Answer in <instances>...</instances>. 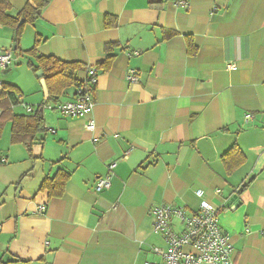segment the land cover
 <instances>
[{
    "label": "crops",
    "instance_id": "0c3cea01",
    "mask_svg": "<svg viewBox=\"0 0 264 264\" xmlns=\"http://www.w3.org/2000/svg\"><path fill=\"white\" fill-rule=\"evenodd\" d=\"M28 1L9 0V13ZM180 1L50 0L19 40L0 24V52L14 56L0 72V96L3 83L19 89L5 116L0 105V264L160 261L154 248L166 243L152 210L172 204L191 214L203 200L219 210L234 262L264 264V0ZM113 43L115 60L104 71L99 62ZM35 45L38 54L81 63L80 81L96 66L98 84L90 115L44 107L46 131L29 152L12 142V116L29 114L24 104L57 101L44 71L29 66L36 59L26 51ZM131 69L136 83L127 78ZM76 86L59 100L73 98ZM234 145L246 160L229 172L222 156ZM60 169L71 177L62 197H50L41 185ZM108 174L111 186L97 190Z\"/></svg>",
    "mask_w": 264,
    "mask_h": 264
},
{
    "label": "built area",
    "instance_id": "2783aa9c",
    "mask_svg": "<svg viewBox=\"0 0 264 264\" xmlns=\"http://www.w3.org/2000/svg\"><path fill=\"white\" fill-rule=\"evenodd\" d=\"M187 5L186 0L179 2ZM14 61L12 50L0 52V72L9 68ZM229 69H235L236 65L229 62ZM127 78L129 82L136 83L139 80L136 70H129ZM76 87L73 98L57 100L43 106H31L24 104L26 112L34 113L44 107L70 117H84L90 115L95 108L94 91L98 84V68L90 66L86 70V77ZM247 115L246 119H250ZM95 122L89 121L88 127L93 128ZM117 163L109 165V171L116 167ZM111 186V175L98 178L96 189L103 190ZM199 191V195H201ZM47 203L38 205V213L44 214ZM153 229L160 233L166 243V248H154L155 253L161 256L160 261H146L143 264H236L233 253L234 246L229 233L220 225L219 210L206 200L201 202L197 212H187L172 204L157 206L152 210ZM174 219L179 221L174 223ZM2 226L0 225V232Z\"/></svg>",
    "mask_w": 264,
    "mask_h": 264
},
{
    "label": "trees",
    "instance_id": "16d2710c",
    "mask_svg": "<svg viewBox=\"0 0 264 264\" xmlns=\"http://www.w3.org/2000/svg\"><path fill=\"white\" fill-rule=\"evenodd\" d=\"M152 1V0H151ZM50 2V0H29L22 10L13 16L9 13L12 9V5L9 0H0V24L17 30V39L19 40L22 29L27 23H33L37 20L44 9V7ZM24 19V22L19 25L20 20ZM106 24L110 25L108 17ZM188 51L191 55H195L198 52V47L194 42L192 36H186ZM117 47V43L107 45V56L99 62V67L104 71H109L113 61L115 60V54L113 49ZM27 54L35 57L36 63L30 61L29 66L35 72L42 69L44 71V79L48 94L54 100H59L63 92L73 86L80 84V80L77 78V71L82 68V64L79 62H68L58 59L55 56H45L37 53L36 45L26 51ZM17 93L19 89L8 83H3V91L0 96V105H2L4 116L12 109L11 105L18 102ZM2 131V124H0V134ZM46 131V124L41 108L37 109L33 114H14L12 116V142L24 143L29 152H32V148L35 144L42 142L39 137ZM222 160L229 172L240 167L246 160L243 150L234 145L228 151H226ZM71 177V172L60 169L52 177H46L41 185V190L48 191L50 197H62L65 193V187ZM249 179L243 183L239 189V194L242 195L250 185Z\"/></svg>",
    "mask_w": 264,
    "mask_h": 264
},
{
    "label": "water",
    "instance_id": "95a60500",
    "mask_svg": "<svg viewBox=\"0 0 264 264\" xmlns=\"http://www.w3.org/2000/svg\"><path fill=\"white\" fill-rule=\"evenodd\" d=\"M21 23H23V19L20 21V24ZM15 40H16V36H15ZM16 49V43L14 44V47H13V50H15ZM43 74V71L41 70L40 72H39V75H42Z\"/></svg>",
    "mask_w": 264,
    "mask_h": 264
},
{
    "label": "rangeland",
    "instance_id": "374dc122",
    "mask_svg": "<svg viewBox=\"0 0 264 264\" xmlns=\"http://www.w3.org/2000/svg\"><path fill=\"white\" fill-rule=\"evenodd\" d=\"M19 61L20 62H22V64H23V62H24V59H19ZM49 110H51V109H49ZM52 111V110H51Z\"/></svg>",
    "mask_w": 264,
    "mask_h": 264
}]
</instances>
